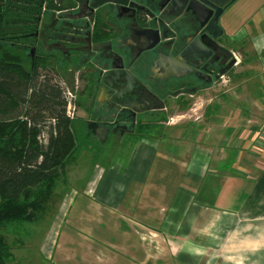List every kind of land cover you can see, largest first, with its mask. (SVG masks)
<instances>
[{
	"label": "crops",
	"instance_id": "obj_1",
	"mask_svg": "<svg viewBox=\"0 0 264 264\" xmlns=\"http://www.w3.org/2000/svg\"><path fill=\"white\" fill-rule=\"evenodd\" d=\"M239 2L223 29L239 55L236 103L214 84L191 94L204 101L194 119L182 112L109 147L95 136L101 158L116 159L92 177L93 195L65 199L53 264H264V0ZM81 116L73 130L88 136Z\"/></svg>",
	"mask_w": 264,
	"mask_h": 264
},
{
	"label": "flooded vegetation",
	"instance_id": "obj_2",
	"mask_svg": "<svg viewBox=\"0 0 264 264\" xmlns=\"http://www.w3.org/2000/svg\"><path fill=\"white\" fill-rule=\"evenodd\" d=\"M176 1L129 0L127 6L111 2L92 11L87 0H62L57 3L60 9L42 15L35 35L39 42L31 57L44 51L50 62L58 60L52 68L76 79L77 86L75 80H67L65 86L75 94L81 88L86 97L81 101L86 127L107 123L109 139L102 143L115 144L141 124L157 121L166 112L168 98H177L180 106L190 104L192 93L222 83L221 78L238 64L219 24L235 0L224 4L218 21L207 30ZM148 27L160 31L158 41L140 34ZM202 33L207 34L202 38L205 48L195 57L191 42ZM109 56L143 83L133 100H121L123 105L108 101V91L100 83L103 74L112 70Z\"/></svg>",
	"mask_w": 264,
	"mask_h": 264
},
{
	"label": "trees",
	"instance_id": "obj_3",
	"mask_svg": "<svg viewBox=\"0 0 264 264\" xmlns=\"http://www.w3.org/2000/svg\"><path fill=\"white\" fill-rule=\"evenodd\" d=\"M61 1L0 0V228L36 221L54 182L67 175L70 158L94 142L97 150L102 147L92 132L73 130L77 115L67 114L68 76L42 64L50 57L44 51L31 57L42 15L60 9ZM69 91L75 106L86 98ZM12 256L0 232V264H9Z\"/></svg>",
	"mask_w": 264,
	"mask_h": 264
},
{
	"label": "rangeland",
	"instance_id": "obj_4",
	"mask_svg": "<svg viewBox=\"0 0 264 264\" xmlns=\"http://www.w3.org/2000/svg\"><path fill=\"white\" fill-rule=\"evenodd\" d=\"M241 6L242 4L238 0L236 3L232 4L220 17L219 24L221 25L222 29H225L226 27H234L236 21L239 19L234 18L236 16V13L238 15V11L240 10ZM224 37L225 36L223 35V38ZM226 37L229 38L228 36ZM236 38L237 37H232L229 39ZM233 51L234 54L239 57L238 52H236V49H233ZM28 62L25 63V67L28 66ZM57 62L58 60L50 62L48 59L45 63L43 62L42 64L49 67H51V65L57 67ZM232 75H235V69H232L230 72L226 73L221 78L222 83L215 84L217 85V87H219L218 85L221 84L222 87L226 89L225 91L228 95L227 99L229 100V102L236 103L237 98L234 93L236 82L235 79H232ZM66 79L71 82L72 80L76 81V79H74L72 76H68ZM77 83L78 82L76 81L75 86H77ZM80 94H82L81 88H79V90H76V96L79 97ZM177 100L178 99L175 97L168 98L166 101V104L170 105L168 110L158 117V121L151 122L147 129L144 128L145 130H140L139 132H147L150 134L156 133L158 130L161 129V127H163L160 122H167L170 120L174 121L177 119V114L182 112H184L185 114H191L190 118L194 119L196 117L195 111L197 107L201 105V102H204L201 101V99L199 98L197 99V97L195 98L191 96L189 100L191 101L190 104L186 103L181 105V107L175 108L173 107V105L176 104L175 102ZM79 103L80 107L82 108L81 101ZM76 104L79 105L78 103ZM81 110L79 109L77 115L81 116ZM256 111L258 110L256 109ZM253 112L254 111H252V109H249V111L246 110L245 118L242 119H245L246 122L251 121ZM192 121L193 120H191V122ZM203 121L205 120H201V123H204ZM230 128L231 125L228 126L227 133H230L228 132V129ZM204 130L207 131V129ZM140 138H144V136H141ZM151 138H154V136H151ZM83 144L86 146L88 145L87 142H83ZM106 146H110V140L106 142ZM80 147H82V145H80ZM96 147L97 144H95L94 142V146L92 148H83L81 149V151L78 150L70 158V160L66 164L67 175H60L58 179L54 182L53 187L50 190V193L47 198L48 203L43 206L41 212L39 213L40 216L38 215L39 218L36 221L19 224L10 223L0 228V232L5 237L10 247V251L13 254L11 260L8 262L9 264H53V249L57 244L58 232L60 224L62 222V214L65 211V199L70 196L71 193L77 190H81L82 188L86 194L93 195L95 192V188L93 186L94 182L92 177L95 176L97 172L103 170V168H106L108 165L113 164L111 162L116 159L115 157L101 158V152L97 150ZM96 161L99 162L97 163ZM259 163L262 164L264 163V161L260 160ZM37 191L38 189H33L32 193L35 194L37 193Z\"/></svg>",
	"mask_w": 264,
	"mask_h": 264
},
{
	"label": "water",
	"instance_id": "obj_5",
	"mask_svg": "<svg viewBox=\"0 0 264 264\" xmlns=\"http://www.w3.org/2000/svg\"><path fill=\"white\" fill-rule=\"evenodd\" d=\"M234 0H224L221 3V0H177L176 2L179 5V8L185 9L186 11L191 12V15L194 16V19L201 27L204 25V29L207 30L214 22L218 21L219 16L223 12V6L227 2H233ZM89 2L90 9L93 11L97 8L106 6V4L114 2L120 6H127L129 0H87ZM84 20V19H83ZM209 25V26H208ZM143 36L152 37L154 40L158 41L160 39V31L153 28H144L140 32ZM207 36L206 33H202L199 36H196L191 42V52L195 57H198L201 50L205 48L202 38ZM150 38V40H152ZM34 47L31 48V54L34 53ZM95 51H98L95 49ZM110 63H108L112 70L105 72L100 80L102 88L108 91L109 99L108 101L123 105L122 99H131L135 98V95L138 93L143 83L139 78H137L133 73L128 69L124 68L123 63H113V57L109 56ZM116 60V58H114ZM173 68L175 69V65ZM195 69H191L192 71ZM177 76H185L181 74H176ZM132 109V107H131ZM107 123H96L94 128L90 130L87 127L88 132H93L95 136L101 138L102 140L108 135Z\"/></svg>",
	"mask_w": 264,
	"mask_h": 264
},
{
	"label": "built area",
	"instance_id": "obj_6",
	"mask_svg": "<svg viewBox=\"0 0 264 264\" xmlns=\"http://www.w3.org/2000/svg\"><path fill=\"white\" fill-rule=\"evenodd\" d=\"M68 97L70 98L67 104V114L74 118L77 115L76 112V106L74 104V101L71 100V98H74V95L69 91L68 89L66 90Z\"/></svg>",
	"mask_w": 264,
	"mask_h": 264
}]
</instances>
